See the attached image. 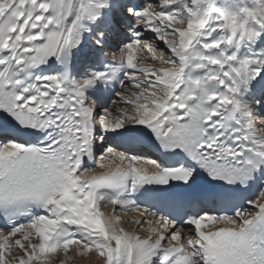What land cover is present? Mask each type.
<instances>
[{
  "label": "snow or ice",
  "instance_id": "1",
  "mask_svg": "<svg viewBox=\"0 0 264 264\" xmlns=\"http://www.w3.org/2000/svg\"><path fill=\"white\" fill-rule=\"evenodd\" d=\"M248 2L0 0V264H264V0Z\"/></svg>",
  "mask_w": 264,
  "mask_h": 264
},
{
  "label": "bare ground",
  "instance_id": "2",
  "mask_svg": "<svg viewBox=\"0 0 264 264\" xmlns=\"http://www.w3.org/2000/svg\"><path fill=\"white\" fill-rule=\"evenodd\" d=\"M78 2L83 3L84 5H88L90 0H78ZM229 5H231V4H229ZM233 6H235L236 9L239 7L238 5H233ZM247 6H249V7L251 6L250 0L247 3ZM252 50H253V48L251 46V51ZM248 51H249L248 48L242 47L239 50V54L240 55H244ZM146 63L152 64L153 62L150 59H147ZM117 93H116V101H117V98L119 97V96H117ZM117 102H119V101H117ZM109 106L111 107L110 104H109ZM257 128L258 129L259 128H264V121H259L258 120ZM95 170L97 171V173L100 172V168H98V170L97 169H95ZM116 208H117V210H116L115 214L121 217L122 225L126 228V230H129V231L135 230L136 225L134 224L133 221H134V219L138 218V215H136L135 213L124 214V213H121L119 211L118 206H116ZM101 211L103 213H105L106 215L107 214H112L113 207L112 206L102 207ZM123 217L126 218L127 222L129 221V219L131 220V222H129L130 226H126V224H128L127 222L123 223ZM127 218H129V219L127 220ZM208 227L210 228L211 225H208ZM205 230H207V228ZM16 255L19 256V253L17 252ZM90 256H91V258H89V257H81V256H78V255H76L75 253H73L71 251L68 253L67 256H65L63 253H60L58 255L57 254H52L51 257H50V264H93V262L95 261L96 257L94 255H91V254H90Z\"/></svg>",
  "mask_w": 264,
  "mask_h": 264
},
{
  "label": "rangeland",
  "instance_id": "3",
  "mask_svg": "<svg viewBox=\"0 0 264 264\" xmlns=\"http://www.w3.org/2000/svg\"><path fill=\"white\" fill-rule=\"evenodd\" d=\"M116 101V100H115ZM117 101H119V97L117 98ZM129 218H127V220H128ZM126 223L127 221H126V218L125 217H123V223ZM129 222H131V220L129 219V221L127 222L128 224H126V226H130V223Z\"/></svg>",
  "mask_w": 264,
  "mask_h": 264
}]
</instances>
